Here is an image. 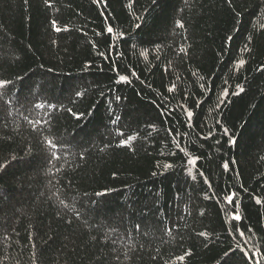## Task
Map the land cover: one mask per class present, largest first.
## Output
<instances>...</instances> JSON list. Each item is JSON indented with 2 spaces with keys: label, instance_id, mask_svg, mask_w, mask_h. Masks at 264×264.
<instances>
[{
  "label": "trees",
  "instance_id": "16d2710c",
  "mask_svg": "<svg viewBox=\"0 0 264 264\" xmlns=\"http://www.w3.org/2000/svg\"><path fill=\"white\" fill-rule=\"evenodd\" d=\"M51 3L0 0V80L11 82L0 88V264H223L229 248L231 264H243L228 231L236 223L264 252V205L252 199H264V0ZM118 74L131 83L117 84ZM165 104L176 111L162 123ZM178 104L196 112L191 128ZM173 126L189 133L188 157L163 131ZM192 156L197 164L186 167ZM230 188L240 222L217 199Z\"/></svg>",
  "mask_w": 264,
  "mask_h": 264
},
{
  "label": "snow or ice",
  "instance_id": "6c2138e0",
  "mask_svg": "<svg viewBox=\"0 0 264 264\" xmlns=\"http://www.w3.org/2000/svg\"><path fill=\"white\" fill-rule=\"evenodd\" d=\"M23 2H24V4H28L29 0H23ZM43 2H44L46 9L52 7L51 0H43ZM226 2L231 7L234 4L235 0H226ZM92 3L95 4L98 8L101 5H103L105 8L107 7V0H92ZM232 10H233V12H235L234 7ZM235 14L237 17L239 16L238 12H236ZM101 15H104V13L101 12ZM261 15L264 16V12H262ZM51 24H52V27L54 28V30L56 32L67 30L66 28L62 29L59 26H57V23L55 20L51 21ZM177 26L180 28L184 27L183 23H181L179 21H177ZM137 27H139V25H137ZM261 27H264V25H262ZM105 31L109 35H111L113 33L114 29L112 26H109V27H107V29ZM99 34L100 33H97V35H99ZM120 38L123 39L122 36ZM249 39H251V37H249ZM231 40H233V36L229 35L226 37V41H231ZM114 47H115L114 45H110V48H112L113 50H114ZM245 50H247V45L245 46ZM183 51H184V49H181V52H183ZM98 54L100 57H102L104 59H108V60L111 59L110 55L106 54L105 52H99ZM141 55H144V53H141ZM157 59H159V57H157ZM244 64H245V61L241 59L238 61L236 67L241 68L244 66ZM90 67H91V65H85L86 69H88ZM113 71L118 72L117 69H113ZM131 75L135 76L136 73L133 72ZM193 75H195V73ZM201 80H203V77H201ZM115 82L117 84H129V83H131V80L129 79V77L127 75L118 74V78ZM9 83H11V82L8 80H0V88L6 87ZM201 87L203 88L204 85L202 84ZM237 87H239V86H237ZM175 90H176L175 83H173L172 86L167 88V91L169 93H173V92H175ZM239 91L243 92L244 89L242 87H240ZM232 94L238 95L239 93H232ZM76 95L80 96V95H82V93L77 92ZM227 95H228V92H227V90H225L222 93V96L226 97ZM121 99H122L121 96H119V95L115 96V101L119 102ZM166 99L167 98L165 97V100ZM223 102L224 101L221 99L220 103L222 104ZM43 106L44 105H37V107H43ZM49 107L54 108L55 106L49 105ZM177 107L180 109V114L182 116L186 117V120H184L182 123L186 124L188 127L191 128L193 126V121L196 118V112L194 110H191L190 108L186 107L185 104H178ZM199 107H200V102H195V101L192 102V108H199ZM157 111H158V116L160 117L161 122L163 123V122L167 121L168 119L172 118L175 115L176 110L175 109L169 110L165 104V105L158 106ZM77 118H79V117H77ZM120 119H121V117L117 116L114 120H112V123L116 124L117 121H119ZM30 123H31V121H30ZM216 123H217V125H219L220 121L217 120ZM148 128L152 129L153 131L156 130L155 125H153V124H149ZM163 131L165 132L166 137H171L170 143L175 146V149H177L179 152L183 153V155L185 157H188L189 153L184 149V147L181 146V140L184 136L189 135V133H187V132L181 133V132H179V130L175 126L165 128V129H163ZM117 134L120 137H123L125 135L124 132L120 131V130L117 131ZM148 135H151V132H149ZM212 135H213V133H212L211 129H209L207 135L204 136V140H208L209 138L212 137ZM223 135L224 136L229 135L228 128H226V127L223 128ZM178 137L180 139H178ZM134 139H135V137L129 135V136H127L126 139H122L120 141L119 146H121V147L130 146V142ZM45 143L47 145L48 150L51 151V158L52 159H59L60 157L55 154V151H52L57 147V144L52 140H46ZM235 143H236V141L234 139L229 140V144L234 145ZM216 144H220V140H216ZM169 154L175 155L176 153L174 151H171ZM198 159H199V157H196V156H192L191 158L187 159L186 160V167L188 165L195 166L197 164ZM230 164L235 165L236 161L234 159L233 160H224L223 163L219 165V167H221L223 172H225V173L230 172V171H234V169L230 168ZM157 167H161V165L158 164ZM162 167L165 170H167V169L173 168V165L171 163H165L162 165ZM187 172H188V175L191 177L192 181L197 180V176L192 174V168L191 167L187 168ZM152 175L155 176V175H157V173L153 172ZM238 175H239V173L237 172V176ZM199 176L203 178V182L205 185L208 186V188H212V184L208 180V178L205 176L204 171L200 170ZM241 187H242V185H241ZM213 195L215 196L217 194L214 192ZM209 198H211V197L206 194L205 199H209ZM217 199L219 201H222L226 205V207L221 209V211H223L225 216L229 217V219L231 221L240 222L243 220V216L241 215V213L239 211L240 205H239V203H237V192L236 191H233L230 188L227 191L223 192L222 195L217 196ZM252 199L255 201V204L264 205V199H261L259 196H253ZM200 215L201 216L204 215L203 211L200 212ZM137 228H139V225H137ZM167 231L169 233H171L172 230L168 229ZM228 231L230 234L235 233V235H233V240L235 241L236 249L243 253V257L245 258L243 261V264H249V262H251V264H264V252H261L260 248H258L256 243L254 242L255 233L253 232V230L251 228H248L245 231L244 229L241 228L239 223H236V224L231 225L229 227ZM196 235H198L199 237H205V238L208 237V233L204 232V231H200V232L196 233ZM241 242H243V243H241ZM233 251H234L233 249L229 248V251L224 253L225 259L223 260V264H231L232 257L229 255V252H233ZM187 255H189V253L186 252L185 256H187ZM185 256H180V257H178V259L183 261Z\"/></svg>",
  "mask_w": 264,
  "mask_h": 264
}]
</instances>
